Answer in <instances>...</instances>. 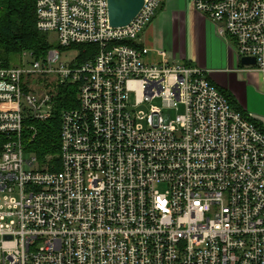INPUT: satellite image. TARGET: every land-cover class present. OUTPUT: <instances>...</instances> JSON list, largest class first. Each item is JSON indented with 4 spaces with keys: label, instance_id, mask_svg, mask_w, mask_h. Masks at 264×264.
Wrapping results in <instances>:
<instances>
[{
    "label": "built area",
    "instance_id": "2783aa9c",
    "mask_svg": "<svg viewBox=\"0 0 264 264\" xmlns=\"http://www.w3.org/2000/svg\"><path fill=\"white\" fill-rule=\"evenodd\" d=\"M191 1L239 57L254 58L245 67L264 92V0ZM160 2L143 0L115 27L107 0H36L39 31L59 48L95 51L0 63V264H264V128L204 69L164 49L148 58L137 41ZM62 83L76 85L77 105L60 112L52 169L24 134L53 114Z\"/></svg>",
    "mask_w": 264,
    "mask_h": 264
},
{
    "label": "crops",
    "instance_id": "0c3cea01",
    "mask_svg": "<svg viewBox=\"0 0 264 264\" xmlns=\"http://www.w3.org/2000/svg\"><path fill=\"white\" fill-rule=\"evenodd\" d=\"M229 41L216 33L214 23L197 12L191 0H161L137 43L150 49V60L159 58L156 49H164L169 56L204 69L206 78L248 114L247 110L263 106V86L260 76L240 63ZM252 119L264 128L255 115Z\"/></svg>",
    "mask_w": 264,
    "mask_h": 264
},
{
    "label": "trees",
    "instance_id": "16d2710c",
    "mask_svg": "<svg viewBox=\"0 0 264 264\" xmlns=\"http://www.w3.org/2000/svg\"><path fill=\"white\" fill-rule=\"evenodd\" d=\"M35 3L36 0H0V63L2 65L10 66L17 63L18 55L22 51H30L36 58H40L53 48L47 41V33L39 31L35 26ZM66 48L77 50L78 62L87 59L95 51L93 44L71 45L63 49ZM56 91L53 114L46 120L30 121L35 132L31 139L27 138L26 132L24 134L26 150L35 156L40 165L47 161L52 163V169L58 168L60 112L64 108L77 105L75 84H58ZM223 94L231 107L241 111L230 95L225 92ZM251 121L257 124L253 119Z\"/></svg>",
    "mask_w": 264,
    "mask_h": 264
},
{
    "label": "water",
    "instance_id": "95a60500",
    "mask_svg": "<svg viewBox=\"0 0 264 264\" xmlns=\"http://www.w3.org/2000/svg\"><path fill=\"white\" fill-rule=\"evenodd\" d=\"M143 4V0H107L108 21L111 26H123L128 24L137 14ZM242 65L255 63L253 57L241 56Z\"/></svg>",
    "mask_w": 264,
    "mask_h": 264
},
{
    "label": "rangeland",
    "instance_id": "374dc122",
    "mask_svg": "<svg viewBox=\"0 0 264 264\" xmlns=\"http://www.w3.org/2000/svg\"><path fill=\"white\" fill-rule=\"evenodd\" d=\"M46 33H47V41H48V43L50 45H52L53 48H55V49H57L59 51L60 60L61 61L68 63L71 60L72 61L75 60V58L77 57V54H78L76 49H74V48H66V49L59 48L58 47V42L56 40L55 33L54 32H46ZM52 77H54V76H52ZM262 93H263V96H264V92H262ZM128 99H129L128 100L129 104H133L134 103L135 98H134V94L132 92L129 94ZM150 104L159 106V105H161V102H160V100L158 98L152 99L151 101L147 102L146 104H142V105L137 106V110H144L145 112H147L148 109H149V105ZM167 111H169L171 116L175 115V110H167ZM178 111L179 112L182 111V105H180V104L178 105ZM247 112L250 113L251 115H255L258 119H260L264 123V102H263V106L262 107H258L254 111L247 110ZM24 156L27 158V153Z\"/></svg>",
    "mask_w": 264,
    "mask_h": 264
}]
</instances>
